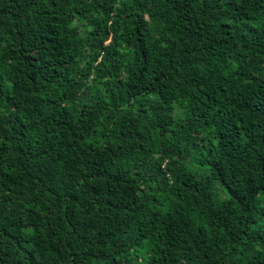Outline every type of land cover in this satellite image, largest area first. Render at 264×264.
I'll return each instance as SVG.
<instances>
[{"label":"trees","instance_id":"obj_1","mask_svg":"<svg viewBox=\"0 0 264 264\" xmlns=\"http://www.w3.org/2000/svg\"><path fill=\"white\" fill-rule=\"evenodd\" d=\"M0 264H264V0H0Z\"/></svg>","mask_w":264,"mask_h":264}]
</instances>
